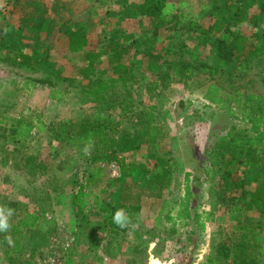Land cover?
Returning a JSON list of instances; mask_svg holds the SVG:
<instances>
[{"label": "rangeland", "instance_id": "rangeland-1", "mask_svg": "<svg viewBox=\"0 0 264 264\" xmlns=\"http://www.w3.org/2000/svg\"><path fill=\"white\" fill-rule=\"evenodd\" d=\"M169 1L175 5L185 2L184 9H188L187 14L179 18L181 31L174 47L185 41L192 44L194 40H185L189 34L185 25L201 17L198 11L203 0ZM258 1L251 5L249 12L258 10ZM19 10V2L0 0V26L10 29L6 27L8 23L5 25L6 19L16 23ZM202 19L205 24L206 20ZM241 27L248 34L256 32L257 37L264 31V26L258 29L253 21H243ZM223 37L231 39L228 35ZM166 39H171L170 35ZM3 47L8 48V45L3 44ZM4 49H0V119H3L0 123V206L13 210L10 217L13 224L27 211L37 213L42 219L23 235L20 251L12 252L10 257L6 251L14 246L0 240V264H201L204 256L215 252L221 243L234 250L240 242H252L258 224H261L258 234L264 236V218L260 221L254 208L240 206V201L230 197L220 198L221 173L217 167H211L206 152L213 149V141L223 136L233 121L226 117L225 110L214 106L203 109L205 86H193L190 91L184 88L181 79L172 81L174 84L171 83L158 99L157 115L166 126L163 142L151 149L153 151L145 144L137 151H126V162L132 167L121 178L117 164L108 163L104 157L93 163L91 155L84 154L85 147H56L49 153L47 135L35 128L25 142L14 137L13 127L26 117L40 116L42 121L49 122L61 117H80L89 110L78 94L70 92L64 99L67 103L55 104L49 95L50 89L27 80L44 72L31 73L28 69L12 67L2 60ZM9 52L12 54L13 49ZM59 55L63 69L75 61L64 50ZM174 62L173 72L178 67ZM256 62L235 63L223 70L220 75L223 82L226 79L223 91L264 94V63ZM80 63L79 59L78 65ZM32 156L42 163L44 170L37 169L38 163ZM157 156L166 158L170 172L161 195L145 184L162 168L154 165ZM242 171L250 189L264 180L262 164L242 166L239 173ZM186 173H189L188 184L192 190L190 206L197 212H212L213 216L205 221L202 231L193 234L189 225L176 220L175 231L171 233L172 223L164 215L170 207V215H175L184 195ZM80 185L85 186L87 195L82 212L73 203V194ZM108 201L129 208L126 213L131 223L125 228L118 227L119 233L108 230L111 211L101 212ZM9 233L0 232V236Z\"/></svg>", "mask_w": 264, "mask_h": 264}, {"label": "trees", "instance_id": "trees-1", "mask_svg": "<svg viewBox=\"0 0 264 264\" xmlns=\"http://www.w3.org/2000/svg\"><path fill=\"white\" fill-rule=\"evenodd\" d=\"M255 1L208 0L204 3L203 0L200 8L206 15L191 24L187 21L189 25H185L188 29L194 30L190 37L194 42L191 45L184 42L171 51L177 59L174 62L178 66L177 70L174 72L171 70L172 59H168L170 55L162 44L153 47L158 53L146 52L148 56L143 62L146 70L156 76L148 87L151 93L156 90L165 91L176 77L182 80L187 89L193 86H205L202 91V99L205 101L202 104L203 109L214 106L216 109L225 110L226 117L233 122L227 127V132L223 136H218L213 141L211 146L213 149L207 151L206 156L211 159V167H217L221 173L220 198L230 197L240 201V206L245 204L244 206L254 208L261 221L264 218V180L250 189L246 186L244 172L240 174L239 169L242 166L262 164L264 173V94L244 93L239 90H233L231 93L224 92L222 86L226 79L224 82L220 79L221 72L235 63L245 65H250L251 62L257 63L256 61L264 63V31L257 37L256 32L248 34L241 27L243 21H253L258 29L264 26V0L258 1L256 12H249ZM183 4L186 3L175 5L169 0H138L136 7L138 15L148 19L150 30L158 33L163 28L170 31L178 29L181 21L176 10ZM30 7L33 12L28 20L42 15L43 10L37 0L30 2ZM202 18L206 20L205 24ZM234 27L238 29L235 31ZM4 30L5 27L0 26V44L6 35ZM226 35L231 39L227 40L223 37ZM87 44V38L82 31L73 30L68 34L69 50L85 51V60L88 63L77 70V74L84 78L94 74V63L100 54L91 49L86 50ZM203 51L205 55L201 56ZM121 58V52L115 48L112 54L113 76L99 77L91 84L80 83L75 77L66 78L71 85L80 88L82 103L92 104L90 112L76 118L61 117L49 122L42 121L40 116L26 117L13 127L14 137L25 142L31 137L33 128L37 132H44L48 137L49 153L54 152L56 147H85L91 140L93 142L90 154L92 162L97 163L104 157L108 163L113 162L118 165L121 178L126 176L132 165L126 162L125 152L137 151L143 144L149 146L150 150L154 149L163 142L166 126L157 115L158 103L138 113L128 114L132 110L131 104L124 98L126 95L117 92V85L120 84L124 88L130 75L129 65L123 63ZM2 60L9 62L8 64L12 67L31 68L35 71L38 68V50H34L31 54L16 53L13 56L7 54ZM54 78L60 80V76ZM27 80L34 85L40 84L50 89L49 95L52 100L66 102L63 98L64 91L56 86V79L29 76ZM161 92H156L157 96ZM116 107H119L120 117L117 121L110 118V111ZM133 116L136 118L135 122L130 120ZM1 121L3 119H0V123ZM132 123L137 126L131 127L132 130H130L129 124ZM32 160L37 161L34 156ZM37 163V169L44 170L42 163L40 161ZM166 163L164 156H157L154 165H161L162 168L145 181L146 186L155 188L158 195L164 192L170 177ZM88 177L91 178V176ZM188 179L189 173H186L184 195L179 200L175 215H170L171 207L164 215L165 219L172 223L171 233L175 231L176 220L189 225L190 232L193 234L197 230L202 231L205 221H209L213 216L212 212H197L190 206L192 190ZM84 188V185H80L73 194V203L79 212H82L86 205L84 197L87 195ZM119 209H124L125 212L129 210L127 206L122 207L121 203L112 204L110 201L101 208L103 213L111 211V217L107 223L108 230L112 233L120 231L113 222V216ZM41 219L37 213L27 211L16 223H10L9 235L14 240V248L6 251L7 257H10L12 252L20 251L23 235L32 231ZM191 223L194 225L191 226ZM257 227L256 236L252 238V242H240L236 244L234 250L228 244L221 243L215 252L211 251L204 256L201 264H264V236L258 234L261 224ZM0 240L4 244L7 243L5 236H0Z\"/></svg>", "mask_w": 264, "mask_h": 264}, {"label": "crops", "instance_id": "crops-1", "mask_svg": "<svg viewBox=\"0 0 264 264\" xmlns=\"http://www.w3.org/2000/svg\"><path fill=\"white\" fill-rule=\"evenodd\" d=\"M32 1L15 0L16 3L19 2L21 10L17 15L16 23L10 22L12 20L8 18L6 19L7 22H4L5 25L9 24L6 27H10V29L5 28L4 30L6 35L1 41L0 49H4L3 44L8 45V48L4 49L6 51L5 56L7 54L13 56L16 53L31 54L34 50H38V68L35 71L31 68L24 69H28L31 73H41L43 71L44 75H39L37 78L56 79L57 88L64 91V99H66L65 96L69 92L72 93L71 95L75 93L80 97V88L71 85L67 80L69 78L75 77L80 83L91 84L93 80L99 77L113 76L112 54L115 48L122 54L121 61L129 65L130 69L126 86L124 85L123 88L120 84L117 85V92L126 95L124 98L128 99L131 104L132 110L128 114H135L147 109L150 105H156L158 103L157 98L162 97V94L166 93L171 83L178 80H172L173 82L169 84L165 91L156 90L151 93L148 90L156 76L144 67L143 60L148 56L146 52L153 51L156 54L158 51L153 49L154 45H165V51L170 55H168V59H172L171 66H173V62L177 59L171 51L175 48L174 45L181 30L178 28L176 31H170L163 28L158 33H153L149 28L148 19L140 17L137 13L136 2L138 0H37L43 13L41 16L28 20L33 12L30 7ZM185 6L183 4L176 10L179 18L187 14L188 9H184ZM198 12L201 17L206 15L201 8ZM183 28L181 27V29ZM73 30H80L85 34L88 42L86 50L91 49L100 53L94 63L95 72L88 78L77 74V70L88 63L85 60V51L74 52L68 48V34ZM188 30L189 34L186 35L185 40L189 39L191 41L190 37L194 30ZM167 35H170L171 39H166ZM185 42L191 45V42ZM11 49H13L12 54L9 52ZM62 50L75 58V61L70 63L66 69L60 67L59 59L61 56L59 54ZM79 59L81 61L80 65H78ZM55 76H60V80L54 78ZM146 78L147 81H145ZM156 92L161 93L157 96ZM52 101L58 105L67 103ZM143 104L146 105L143 107ZM86 106L90 112L92 104L88 103ZM110 112V118L113 120L117 121L120 118L119 107ZM134 117L130 119L131 122H135L136 118ZM129 125L130 128L132 125L137 126L135 123Z\"/></svg>", "mask_w": 264, "mask_h": 264}, {"label": "clouds", "instance_id": "clouds-1", "mask_svg": "<svg viewBox=\"0 0 264 264\" xmlns=\"http://www.w3.org/2000/svg\"><path fill=\"white\" fill-rule=\"evenodd\" d=\"M93 146V142L91 140L88 141L84 148V154L90 155L91 148ZM13 215L12 209H6L0 206V232H9L11 228L10 217ZM113 222L120 228L127 227L130 223L129 214L125 212L124 209H119L115 212L113 216ZM5 240L7 241L9 246H14V240L11 235L5 236Z\"/></svg>", "mask_w": 264, "mask_h": 264}]
</instances>
